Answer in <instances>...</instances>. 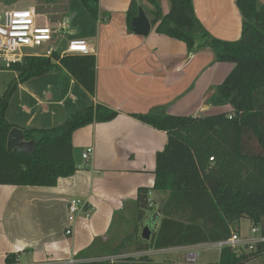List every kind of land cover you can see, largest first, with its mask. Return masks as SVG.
<instances>
[{
  "label": "crops",
  "instance_id": "0c3cea01",
  "mask_svg": "<svg viewBox=\"0 0 264 264\" xmlns=\"http://www.w3.org/2000/svg\"><path fill=\"white\" fill-rule=\"evenodd\" d=\"M258 1L264 6V0ZM131 3L137 12L128 22ZM192 4L195 18L210 37L225 42L240 39L242 19L235 0H192ZM27 5L59 24L53 40L56 44L65 38L68 44L65 50L53 47V51L60 49L64 55L74 43L85 45L87 54L95 57V91L89 96L67 75L50 71L17 86L6 120L21 131L47 129L91 105L113 110L117 117L73 133L77 170L71 177L59 179L54 187L0 186V264L84 262L79 255L93 248L95 240H110L115 217L133 208L138 190L154 185L155 157L167 136L132 115L203 117L211 110L208 99L232 66L218 62L201 40L188 50L182 42L155 32L153 12L167 14L170 0H157V9L146 0H97L95 13L80 0H27ZM139 10L150 23L146 36L133 32ZM5 71L7 80L17 77ZM87 148L93 155L85 163L81 154ZM71 199L86 202L93 209L91 216L70 222ZM166 199L160 191L148 195V209L155 212L146 225L151 233L158 230ZM200 245L155 252L188 251ZM133 254L149 257L152 252Z\"/></svg>",
  "mask_w": 264,
  "mask_h": 264
},
{
  "label": "trees",
  "instance_id": "16d2710c",
  "mask_svg": "<svg viewBox=\"0 0 264 264\" xmlns=\"http://www.w3.org/2000/svg\"><path fill=\"white\" fill-rule=\"evenodd\" d=\"M80 1L89 12H96L97 0ZM146 1L157 9V0ZM235 5L242 19L236 42L210 37L195 18L192 0H170L167 14L153 12L157 34L182 42L188 50L201 40L218 62L232 69L208 99L210 106L229 107L228 112L206 117L132 115L167 136L155 157L154 185L140 188L131 208L134 240L148 210L150 191L167 194L158 230L137 251L223 242L235 233L241 219L260 227L264 237V6L258 0H235ZM136 12L131 3L128 22ZM9 71L17 77L0 97V186L54 187L77 170L73 133L93 123L110 122L117 113L91 105L54 127L23 130L24 140L35 144L31 154L7 150L6 138L15 126L6 120L5 112L17 86L55 71L93 96L95 57L53 51L48 57H24ZM115 245L112 237L106 242L95 240L93 248L78 257L87 261L65 264H172L154 263L147 256L106 260L120 254ZM261 257L264 243L250 252L223 247L216 264H250Z\"/></svg>",
  "mask_w": 264,
  "mask_h": 264
},
{
  "label": "built area",
  "instance_id": "2783aa9c",
  "mask_svg": "<svg viewBox=\"0 0 264 264\" xmlns=\"http://www.w3.org/2000/svg\"><path fill=\"white\" fill-rule=\"evenodd\" d=\"M59 29V24H54L49 17L40 12L35 6L23 10H6L0 14V71L9 70L16 63L21 62L24 57V49L43 48L45 51L42 56L48 57L53 52L52 45L55 44L53 36ZM85 45L70 44L65 54H87ZM93 155V149L87 148L82 154L83 162L88 163ZM212 162V158L209 159ZM149 203V201H148ZM152 204H149L151 207ZM68 220L73 222L77 216L85 219L89 218L93 209L88 204L79 199H71L68 202ZM251 233L257 237L247 239L234 233L230 239L215 243L218 252L223 247H229L236 252L239 247L248 246L250 251L264 243V237L256 227L251 228ZM66 235L71 231L66 230ZM109 260L111 258H108ZM199 253L196 249L186 251L182 262L178 264H197ZM112 261V260H110ZM114 261V260H113Z\"/></svg>",
  "mask_w": 264,
  "mask_h": 264
},
{
  "label": "rangeland",
  "instance_id": "374dc122",
  "mask_svg": "<svg viewBox=\"0 0 264 264\" xmlns=\"http://www.w3.org/2000/svg\"><path fill=\"white\" fill-rule=\"evenodd\" d=\"M2 3V8H0V14L4 12V10H23L27 9V0H0ZM41 10V9H40ZM39 10V11H40ZM61 39V37H60ZM58 40L55 45H52V48L58 49V48H66V45L68 44L67 39H61ZM65 50V49H64ZM45 51L43 48L38 49H24V53L26 56H42ZM57 53L60 52V49L56 51ZM232 66V65H231ZM8 71L0 72V97L3 95L4 91L7 88V85L10 84L12 79H8ZM7 80V82H6ZM211 110L206 112L203 117L206 116H212L219 113H224L229 111V107H210ZM131 208H126L124 212H122V221L120 217H115V220L113 224L111 225V235L110 238L115 239V244L120 247V254L118 257L111 258L110 260H116L126 257H134L139 258L146 255H134L141 245V243L144 241L141 238L142 229L149 225L150 218L154 215V210H147L145 212V216L143 220L140 223V231L138 233V238L133 240V227H132V220H131ZM158 223L160 225V219L158 218ZM152 226V223H150ZM155 225V224H154ZM263 225H264V219H263ZM254 227L247 219H241L238 224L235 225V233L236 235H239L241 237H245L247 239H253L258 236V234L254 235L251 233V228ZM159 228V227H158ZM260 231V227H256ZM154 229V226L152 227ZM132 237V239H131ZM115 245V246H116ZM246 251L248 252L250 249L248 246H241L239 247V251ZM152 252V255H150L148 258L153 261L154 263H172V264H178L182 262L184 255L186 253V250L178 249V250H168V251H159L155 252L154 249L148 250ZM196 251L199 253V260L197 264H216L219 257V252L217 249L216 244H205L200 245L196 248ZM132 254V255H130ZM109 260V259H106ZM250 264H264V258L261 257L257 260L252 261Z\"/></svg>",
  "mask_w": 264,
  "mask_h": 264
},
{
  "label": "water",
  "instance_id": "95a60500",
  "mask_svg": "<svg viewBox=\"0 0 264 264\" xmlns=\"http://www.w3.org/2000/svg\"><path fill=\"white\" fill-rule=\"evenodd\" d=\"M133 32L146 36L150 31V23L141 10L138 11V15L132 21ZM35 144L33 142H26L21 130L13 128L7 135L6 148L7 150H13L18 153L31 154ZM151 232L148 226H145L142 230L141 238L148 242L150 240Z\"/></svg>",
  "mask_w": 264,
  "mask_h": 264
}]
</instances>
